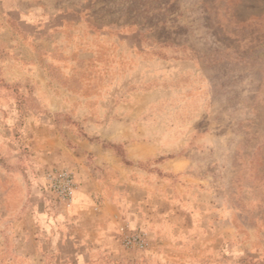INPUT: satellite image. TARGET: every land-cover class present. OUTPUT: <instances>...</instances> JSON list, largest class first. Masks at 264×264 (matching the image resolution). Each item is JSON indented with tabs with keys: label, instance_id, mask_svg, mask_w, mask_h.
<instances>
[{
	"label": "rangeland",
	"instance_id": "obj_1",
	"mask_svg": "<svg viewBox=\"0 0 264 264\" xmlns=\"http://www.w3.org/2000/svg\"><path fill=\"white\" fill-rule=\"evenodd\" d=\"M0 264H264V0H0Z\"/></svg>",
	"mask_w": 264,
	"mask_h": 264
},
{
	"label": "built area",
	"instance_id": "obj_2",
	"mask_svg": "<svg viewBox=\"0 0 264 264\" xmlns=\"http://www.w3.org/2000/svg\"><path fill=\"white\" fill-rule=\"evenodd\" d=\"M48 178L51 183V187L55 190L57 193L58 197L60 198L61 201L68 203L73 189L75 187V182L72 178V175L67 172L66 170H62L59 172H55L52 174L48 175ZM123 242L128 245V244H133L136 242H139V245L143 246V239L140 237V235H130V234H125L123 238Z\"/></svg>",
	"mask_w": 264,
	"mask_h": 264
},
{
	"label": "crops",
	"instance_id": "obj_3",
	"mask_svg": "<svg viewBox=\"0 0 264 264\" xmlns=\"http://www.w3.org/2000/svg\"><path fill=\"white\" fill-rule=\"evenodd\" d=\"M75 197H76V199H75L74 207H73L74 211H76V212H80L81 211L82 212V211H86L87 210V213H89L90 211L88 212V209L90 207V202H91L90 195L89 194H87V195L84 194L83 193V188L80 186V189L77 191ZM103 208H105V204H103ZM54 221L55 222H53V224H52L53 227H55L57 225H60L62 219L60 217L59 218L56 217ZM84 221H86V220H84Z\"/></svg>",
	"mask_w": 264,
	"mask_h": 264
}]
</instances>
